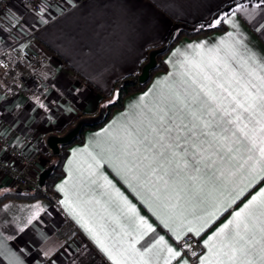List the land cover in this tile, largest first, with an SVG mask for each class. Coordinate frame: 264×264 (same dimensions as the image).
I'll use <instances>...</instances> for the list:
<instances>
[{"label":"crops","instance_id":"0c3cea01","mask_svg":"<svg viewBox=\"0 0 264 264\" xmlns=\"http://www.w3.org/2000/svg\"><path fill=\"white\" fill-rule=\"evenodd\" d=\"M28 3L11 0L0 15V60L14 43L41 57L36 75L23 70L0 91V134L36 155L32 179L48 171L60 138L101 119L113 100L102 94L151 48L184 24L225 28L180 38L166 71L85 130L55 195L0 201V264H264V0ZM233 96L250 111L234 112ZM3 178L0 196L22 191ZM187 235L201 244L195 259L184 252Z\"/></svg>","mask_w":264,"mask_h":264},{"label":"trees","instance_id":"16d2710c","mask_svg":"<svg viewBox=\"0 0 264 264\" xmlns=\"http://www.w3.org/2000/svg\"><path fill=\"white\" fill-rule=\"evenodd\" d=\"M181 24L178 20L175 21ZM224 29V26L211 27L205 24L200 25H190L184 24L180 26L176 33H174L171 38L162 46L153 47L149 50L147 57L143 60L141 64V68L131 74H128L120 79H117L114 82V88L111 95L102 94V100H105L109 96H113V100L109 102L104 110H102V117L96 122L86 123L80 122L78 125L77 133L72 137L71 140L64 142L60 146V150L58 152L50 153L48 155L49 158V167L48 171L45 173L44 182H43V190H35L32 192L28 191H11L6 192L5 194L0 196V201L9 195L14 196H28V197H37L41 195H45V192L55 195V191L53 189L54 183L56 180L61 177L64 173L63 171V163L68 154L69 146L75 142H83L84 140V132L87 129H94L102 124H104L113 114L116 109H121L124 107V100L127 96L132 93L143 91L146 89L148 84L150 83L153 75L159 71H166L168 66L165 62V55L169 52V50L173 47V45L182 37H194L198 34H206L210 33L216 29ZM155 53V64L149 70V76L145 81H140L139 76L142 73L144 66L150 61V56L152 53ZM67 69L71 70L78 78L83 79V76L78 73L70 64L65 63ZM45 191V192H44Z\"/></svg>","mask_w":264,"mask_h":264},{"label":"built area","instance_id":"2783aa9c","mask_svg":"<svg viewBox=\"0 0 264 264\" xmlns=\"http://www.w3.org/2000/svg\"><path fill=\"white\" fill-rule=\"evenodd\" d=\"M10 2L11 0H0V15L7 10ZM42 2L43 0H30V6L32 9L40 11L42 9ZM9 55H11L22 68L31 69L33 73H37L32 67L35 62L41 59L37 51L14 45L9 48ZM9 64L8 59L0 60V91L4 93L19 82L18 78H20L19 75L21 74H10L8 72ZM48 67L49 66H47V69H49ZM49 72L54 74L55 69L50 67ZM0 147L8 154V158L0 157V171H2V173L16 182L22 191L32 192L35 190H43L41 177H39V179H32L29 177V171L36 162V155L30 154L12 145L1 134ZM16 162L20 164L17 165ZM2 173H0V185L3 183L4 179ZM182 242L185 245V254L193 259L197 258L201 252L199 240L193 236L187 235L183 238Z\"/></svg>","mask_w":264,"mask_h":264},{"label":"snow or ice","instance_id":"6c2138e0","mask_svg":"<svg viewBox=\"0 0 264 264\" xmlns=\"http://www.w3.org/2000/svg\"><path fill=\"white\" fill-rule=\"evenodd\" d=\"M221 87H223L222 85H221ZM229 95L231 96V93H229ZM209 96L211 97V98H215V97H212V93L209 91ZM232 100H233V102L235 103V105H236V107L233 109V111L235 112L237 109H240V110H242V112H248V111H250V109H251V107H252V105L251 104H248V102H247V98H245V100H243V101H241L240 99H237L236 97H232ZM226 114L227 115H231V113H228L227 111H226ZM241 115H237L236 116V119L234 120V121H229V123H233V124H235V123H237V122H239L240 120H241ZM241 131H242V129H241ZM260 151L262 152V153H264V147H261V149H260ZM260 199H261V204L262 205H264V191H262L261 193H260ZM256 200H257V198L256 197H253V201H252V204H254L255 202H256ZM250 206H252V205H249V206H246V208L247 207H250ZM242 212H236L235 213V217L237 218V220H239V218L242 216ZM228 226L227 225H225V228H227ZM223 231H224V229H221V233H223ZM169 251H171V249H169Z\"/></svg>","mask_w":264,"mask_h":264},{"label":"water","instance_id":"95a60500","mask_svg":"<svg viewBox=\"0 0 264 264\" xmlns=\"http://www.w3.org/2000/svg\"><path fill=\"white\" fill-rule=\"evenodd\" d=\"M155 64V53L153 52L150 56V61L144 66L142 73L139 76L140 81H145L149 76L150 68ZM78 127H76L73 131L65 135L64 137L60 138L59 140L64 143L72 139V137L77 133ZM57 151V149H56ZM45 175L41 176L42 182H44Z\"/></svg>","mask_w":264,"mask_h":264},{"label":"rangeland","instance_id":"374dc122","mask_svg":"<svg viewBox=\"0 0 264 264\" xmlns=\"http://www.w3.org/2000/svg\"><path fill=\"white\" fill-rule=\"evenodd\" d=\"M27 6L30 8V6H29V3L27 4ZM14 45H16V46H19L17 43L15 44H13V45H10V46H8V50H6V49H4V50H6L7 52V54H6V59H8V61H9V63H14V64H18V63H16V61L11 57V55H9V48L11 47V46H14ZM20 47V46H19ZM33 66H34V64H33ZM32 66V67H33ZM23 70H26V69H24V68H21V74L20 75H22V73H23ZM29 70H31V69H29ZM32 71V70H31ZM32 73H33V71H32ZM34 75H36L35 73H34ZM21 77V76H20ZM18 79H20V78H18ZM17 84H19V82L17 83ZM30 177V176H29ZM31 178V177H30ZM48 193V192H47ZM49 194V193H48Z\"/></svg>","mask_w":264,"mask_h":264}]
</instances>
